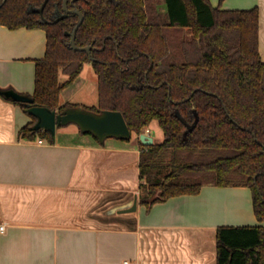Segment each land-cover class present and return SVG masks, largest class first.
I'll use <instances>...</instances> for the list:
<instances>
[{
    "label": "trees",
    "instance_id": "trees-1",
    "mask_svg": "<svg viewBox=\"0 0 264 264\" xmlns=\"http://www.w3.org/2000/svg\"><path fill=\"white\" fill-rule=\"evenodd\" d=\"M0 0V25L42 29L32 106L58 113L62 90L90 63L97 78L93 112H120L131 135L155 121L163 140L140 143L139 202L151 205L202 186L247 187L264 222V62L258 10H221L208 0ZM89 46V53L70 45ZM66 80L59 81V75ZM27 113L28 105L14 101ZM20 137H54L34 130ZM97 141V140H96ZM216 264H264V225L219 226Z\"/></svg>",
    "mask_w": 264,
    "mask_h": 264
},
{
    "label": "crops",
    "instance_id": "crops-1",
    "mask_svg": "<svg viewBox=\"0 0 264 264\" xmlns=\"http://www.w3.org/2000/svg\"><path fill=\"white\" fill-rule=\"evenodd\" d=\"M208 1L221 10L257 8L264 62V0ZM45 51L44 30L0 25V264H216L219 226L264 225L247 187L208 184L141 205V142L132 136L101 144L65 125L52 142L20 137L32 119L2 92L32 94ZM63 94L60 105H78Z\"/></svg>",
    "mask_w": 264,
    "mask_h": 264
},
{
    "label": "water",
    "instance_id": "water-1",
    "mask_svg": "<svg viewBox=\"0 0 264 264\" xmlns=\"http://www.w3.org/2000/svg\"><path fill=\"white\" fill-rule=\"evenodd\" d=\"M63 10L66 13L73 12L67 9V0H63ZM75 13L79 16V20L72 29L70 45L75 50L89 53V46L83 48L75 46V33L83 20L81 13L77 11ZM2 94L14 101L28 105L27 113L36 118L34 130L44 129L54 136L56 127L73 123L78 127L80 133L93 136L101 144L108 138L119 140H130L131 138V132L120 112L110 110L93 112L81 106H73L58 113L56 110H50L46 107L32 106V98L15 91L7 90L3 91ZM138 138L141 144L145 146L153 144L152 137L145 132L139 134ZM135 207L136 201L129 210H134Z\"/></svg>",
    "mask_w": 264,
    "mask_h": 264
},
{
    "label": "rangeland",
    "instance_id": "rangeland-1",
    "mask_svg": "<svg viewBox=\"0 0 264 264\" xmlns=\"http://www.w3.org/2000/svg\"><path fill=\"white\" fill-rule=\"evenodd\" d=\"M66 80V76L63 74L59 75V81ZM71 94L72 102L78 103V106L89 107L97 105L98 95H97V78L94 74L91 64L86 63L80 75L76 78L74 83L69 87L64 89L63 95ZM69 128H77L73 123L67 125ZM66 127V126H65ZM153 127L152 135L156 143L163 140V133L160 127L155 121H153L145 132H149L150 128ZM135 140H138L135 134L131 135Z\"/></svg>",
    "mask_w": 264,
    "mask_h": 264
},
{
    "label": "built area",
    "instance_id": "built-area-1",
    "mask_svg": "<svg viewBox=\"0 0 264 264\" xmlns=\"http://www.w3.org/2000/svg\"><path fill=\"white\" fill-rule=\"evenodd\" d=\"M39 143L42 142V140H38ZM4 232V225H0V233ZM124 264H132V263H128L127 261L124 262Z\"/></svg>",
    "mask_w": 264,
    "mask_h": 264
}]
</instances>
